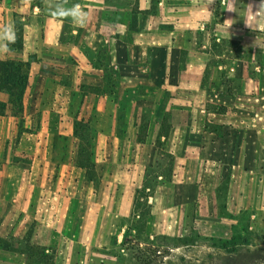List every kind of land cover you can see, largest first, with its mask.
I'll return each mask as SVG.
<instances>
[{
  "label": "crops",
  "instance_id": "0c3cea01",
  "mask_svg": "<svg viewBox=\"0 0 264 264\" xmlns=\"http://www.w3.org/2000/svg\"><path fill=\"white\" fill-rule=\"evenodd\" d=\"M260 55L264 0H0V63L18 64L22 79L19 106L0 88V210L10 211L0 264H22L37 244L52 264H115L102 249L121 211L109 195L128 174L117 153L131 146L130 159L145 158L139 120L130 124L119 97L138 116L145 97L168 98L173 132L157 134L174 149L192 148L179 131L195 118L209 132L231 125L260 140ZM82 127L96 131L89 168Z\"/></svg>",
  "mask_w": 264,
  "mask_h": 264
},
{
  "label": "rangeland",
  "instance_id": "374dc122",
  "mask_svg": "<svg viewBox=\"0 0 264 264\" xmlns=\"http://www.w3.org/2000/svg\"><path fill=\"white\" fill-rule=\"evenodd\" d=\"M145 99L144 112L138 116L133 112L135 103L123 94L119 97L123 106H131L130 124L139 120L137 137L145 145V158L130 159L129 151L135 149L131 146L122 145L117 153L128 174L124 184L118 179L116 192L109 195V201L120 198L121 211L119 216L114 212L110 244L102 249L113 257L108 261L264 264V128L258 130L260 140H250L248 130L230 125L209 132L195 118V128L179 131L192 148L183 145L174 149L168 139L157 134L173 132L170 100ZM78 146L73 143L68 148ZM57 150L63 154L66 147L60 142ZM177 154L182 159L179 162L175 161ZM8 213L7 208L0 210V222ZM46 235L51 237L50 230ZM40 249L35 245L32 256L22 264H52L50 252L43 257L44 249Z\"/></svg>",
  "mask_w": 264,
  "mask_h": 264
},
{
  "label": "trees",
  "instance_id": "16d2710c",
  "mask_svg": "<svg viewBox=\"0 0 264 264\" xmlns=\"http://www.w3.org/2000/svg\"><path fill=\"white\" fill-rule=\"evenodd\" d=\"M0 88H6L9 99L8 102L14 106L21 105L22 101V79L20 75L19 65L13 61H8L6 64L0 63ZM5 109V105L3 102H0V113H3ZM96 131L94 129L82 127L79 129L76 134L80 136L83 140V151H82V165L85 167H90L92 165L91 157L93 154V144L92 139L94 133ZM160 135H165L159 132ZM166 136V135H165ZM2 239H0L1 246ZM1 248V247H0ZM43 250V249H40ZM44 251V250H43ZM42 256H48L45 252H42ZM50 256V255H49Z\"/></svg>",
  "mask_w": 264,
  "mask_h": 264
},
{
  "label": "clouds",
  "instance_id": "9594fccd",
  "mask_svg": "<svg viewBox=\"0 0 264 264\" xmlns=\"http://www.w3.org/2000/svg\"><path fill=\"white\" fill-rule=\"evenodd\" d=\"M73 15L76 16V17H81L82 18L84 14L77 11V12H74ZM9 31L10 32L12 31V26L11 25H9Z\"/></svg>",
  "mask_w": 264,
  "mask_h": 264
}]
</instances>
